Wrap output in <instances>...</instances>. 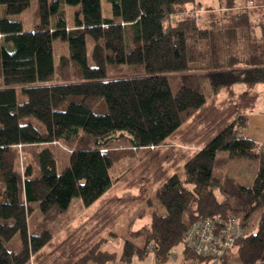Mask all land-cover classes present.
Segmentation results:
<instances>
[{"label": "trees", "instance_id": "16d2710c", "mask_svg": "<svg viewBox=\"0 0 264 264\" xmlns=\"http://www.w3.org/2000/svg\"><path fill=\"white\" fill-rule=\"evenodd\" d=\"M109 1L111 17H103L101 0H37L36 22L25 30L9 15L31 0H0V264H30L52 238L47 225L74 198L90 206L122 179L111 176L114 163L178 133L208 101L201 78L208 77L212 95L236 83H264V0H216L218 11L208 7L204 19L201 0ZM61 2L79 5L72 26ZM87 36L96 65L87 62ZM55 39L68 46L57 62ZM248 126L249 117L238 115L186 160L182 174L156 188L139 215L152 209L138 230L141 241L124 239L118 252L101 249L100 241L75 264L151 255L165 264L180 244L185 262L210 264L183 236L198 219L232 214L242 217L246 233L216 264H264V143L246 134ZM120 138L128 145L111 148ZM58 142L71 147L61 171ZM235 157L256 162L250 184L229 174ZM35 203L43 219L31 229Z\"/></svg>", "mask_w": 264, "mask_h": 264}, {"label": "rangeland", "instance_id": "374dc122", "mask_svg": "<svg viewBox=\"0 0 264 264\" xmlns=\"http://www.w3.org/2000/svg\"><path fill=\"white\" fill-rule=\"evenodd\" d=\"M101 4L103 17H111V2L101 0ZM61 6L65 10L67 24L72 26L79 5L61 2ZM200 6L198 16L203 19L210 17L208 14L212 12V9H208V7H213L214 13L216 10L218 11L216 0H201ZM36 12L37 0H31V5L28 8L18 14L9 15V18L20 20L24 29L30 30L36 22ZM1 14L2 9H0V16ZM217 14L216 17H220L219 12ZM253 18H256V15H253ZM56 21L57 16H53L51 24L54 25ZM86 41L87 62L89 65H96L92 57L93 38L87 36ZM65 53H68L67 42L55 39L53 41L55 61L57 62L60 55ZM170 79L175 90L177 78L171 76ZM5 86L0 82V87ZM201 86L208 101L205 107L184 124L178 133L171 136L162 146L153 149L152 152L142 153V150L141 152L138 150L137 153L140 154L137 156L127 155L111 167L110 174L113 178L122 176V179L115 184L129 187L127 190L136 189V192L133 193L141 195V200L132 199L124 191L122 195L125 196L121 199L113 201L106 196L102 198L100 204L92 206H85L80 198H74L69 208L47 225L52 232V238L45 246L34 252L30 264H75L84 252L100 241L103 242L101 249L107 251L120 250L124 239L141 241V230L138 232L136 230L150 222L149 212L152 209L146 208L147 212L139 222L135 216L141 213L140 208L147 204L148 197L154 193L153 190H156L171 175L182 174L186 160L238 115L245 114L249 117V133L252 136L264 138V83L251 86L245 83H236L231 87L221 88L217 94L212 95L209 79L205 76L201 78ZM17 94L19 101L24 100L20 89H17ZM22 121H31L39 129H43V125L34 117H26ZM109 144L111 148H123L128 145V142L125 138H120L112 139ZM54 148L58 159L57 171H61L69 164L71 147L63 142H58L55 143ZM23 162L24 159L20 158L21 166ZM228 172L237 182L248 185L256 173V162L244 157H235L231 160ZM35 206V209L29 214L31 229L37 227L43 219V214L36 203ZM123 215L128 217V221H125V217L121 220L119 216ZM134 220L136 223L132 224ZM20 246L21 243L17 241L13 248L17 249ZM166 264L208 263L185 262L182 255V244H180L174 249Z\"/></svg>", "mask_w": 264, "mask_h": 264}, {"label": "built area", "instance_id": "2783aa9c", "mask_svg": "<svg viewBox=\"0 0 264 264\" xmlns=\"http://www.w3.org/2000/svg\"><path fill=\"white\" fill-rule=\"evenodd\" d=\"M242 217L210 216L194 221L183 236V243L195 253L210 258L216 264L234 244L245 235Z\"/></svg>", "mask_w": 264, "mask_h": 264}, {"label": "crops", "instance_id": "0c3cea01", "mask_svg": "<svg viewBox=\"0 0 264 264\" xmlns=\"http://www.w3.org/2000/svg\"><path fill=\"white\" fill-rule=\"evenodd\" d=\"M249 128H250V122H249V126H248V128L246 129V134L250 137V138H252L253 140H255V141H257L258 143H264V138H257V137H254V136H252V134H250L249 133ZM203 145H201V147H202ZM133 156H137V154H135V155H133ZM127 189H129V187H127V186H119V185H116V184H114L112 187H111V189L109 190V191H107L100 199H98L96 202H94L93 204H91L90 206H92V205H98V204H100V201L102 200V198H105L106 196H108V197H110V199L109 200H118V199H121L123 196H125V195H122V192L124 191V192H126V195H129V196H131L132 197V199H135V200H141L140 199V196L141 195H136V194H134L133 192H136V189L134 190L133 188H131L130 190H127ZM140 191V190H139ZM153 191H155V190H153ZM120 192V193H119ZM108 194H112V195H108ZM124 194V193H123ZM120 195V196H119ZM122 195V196H121ZM113 201H111V202H113ZM141 209V208H140ZM139 215H140V213L139 214H136V218L138 219V222H139V220H140V218H139ZM119 217H121V220H123V217H125L126 219H125V221L127 220L128 221V217H126L125 215H123V216H119ZM134 223H136L135 222V220L132 222V224H134ZM132 226V225H131ZM140 228H138L136 231H138ZM120 250H121V248H120ZM120 250H108V251H120ZM175 256V255H174ZM168 262V261H167ZM166 262V263H167ZM165 263V264H166ZM86 264H100V263H97V262H95V261H92V260H90V261H88ZM103 264H155V261H154V259H153V257H152V255L151 256H147L146 258H144V259H140V258H135L131 263H126V262H123V261H119V260H116V261H111V262H107V263H103Z\"/></svg>", "mask_w": 264, "mask_h": 264}]
</instances>
